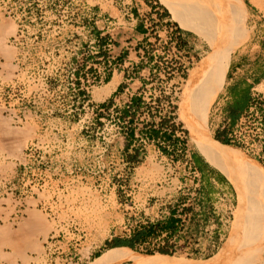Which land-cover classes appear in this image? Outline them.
Listing matches in <instances>:
<instances>
[{"label": "rangeland", "instance_id": "1", "mask_svg": "<svg viewBox=\"0 0 264 264\" xmlns=\"http://www.w3.org/2000/svg\"><path fill=\"white\" fill-rule=\"evenodd\" d=\"M231 2L239 21L226 38L228 68L255 25L264 37V0ZM151 15L183 28L159 0H0V264H91L115 239L131 240L151 227L132 249L142 256L207 260L227 243L239 213L236 187L213 164L224 181L204 183L194 161L207 159L183 115L187 82L212 66L215 51L192 30L200 55L183 60L176 84L167 70L175 55L161 62L165 72L151 74L143 60L139 70H128L118 55L166 52L161 29L152 31V44L133 42L135 27ZM1 25L16 26V33L7 35ZM114 65L115 91L106 82ZM227 72L207 130L264 172V81L229 143L212 125ZM200 194L212 202L210 219L190 232ZM32 212L43 232L30 225ZM171 221L173 231L165 229Z\"/></svg>", "mask_w": 264, "mask_h": 264}, {"label": "bare ground", "instance_id": "2", "mask_svg": "<svg viewBox=\"0 0 264 264\" xmlns=\"http://www.w3.org/2000/svg\"><path fill=\"white\" fill-rule=\"evenodd\" d=\"M159 1L183 28L202 33L214 48L212 66L196 73L187 82L183 92V115L202 155L234 182L239 196V213L235 226L233 225L235 228L225 246L206 261L188 262L166 255L142 256L128 247H118L106 251L91 264H264V187L261 182L264 172L259 165L234 148L213 139L207 130L209 106L214 101L218 84L222 83L227 72L230 59L225 51V47L229 45L226 44V38H231L232 25L238 20V15L231 7V0ZM6 26L8 29L3 26L2 30H6L7 35L16 33V26ZM117 84L118 81H113L109 84V89L112 90ZM30 225L37 227L40 232L46 230L40 217L34 213Z\"/></svg>", "mask_w": 264, "mask_h": 264}, {"label": "crops", "instance_id": "3", "mask_svg": "<svg viewBox=\"0 0 264 264\" xmlns=\"http://www.w3.org/2000/svg\"><path fill=\"white\" fill-rule=\"evenodd\" d=\"M153 11L155 12L156 9ZM153 17L154 16L151 15L150 21H146L143 25L135 27L133 42L142 45L147 43L152 44V31H154V29H161L158 43L160 46H164L166 50L164 55H128L126 59L118 55L116 57L118 59L117 61H126L128 70L135 71L140 69L139 61L143 60L145 63L148 62V71L152 74L156 73L157 70L163 71V64L161 62L172 60V55H175L174 64H172L173 67L167 70L170 72V74H168V76L171 77L170 84H176L178 80L177 74L181 69L184 62L183 60L190 61L193 60L195 55H200L198 37L194 31L177 27L167 18L155 20L152 19ZM140 40H143V42ZM176 55H186V57L181 59L177 58ZM113 60H115L114 57ZM108 63L112 64L109 59ZM157 63L159 64L157 65ZM165 63L168 65L167 62ZM116 65L109 70L111 78L107 84L112 83L115 75L120 73V69H118ZM133 75L134 78L131 80L136 84L138 80L135 79L136 74ZM263 81L264 37L260 36L255 25L253 33L249 38L232 53L224 87L218 94L216 102L213 104L212 125L219 135H224L226 133L225 130L230 131L237 126L239 120L250 109L251 97L254 90L256 87L260 86ZM119 85L120 83L117 87ZM174 89L177 88L174 87ZM136 100V97L132 98V101ZM194 162L200 169L205 184L207 182L217 183L219 181H224L222 172L218 171V169L208 163L207 160L196 158ZM208 200L207 195H199L196 203L198 210L197 212H191L190 220H193V225L190 226V232L196 227V225H194L195 222H199V226L207 225L211 215L210 204L212 203L211 200Z\"/></svg>", "mask_w": 264, "mask_h": 264}, {"label": "trees", "instance_id": "4", "mask_svg": "<svg viewBox=\"0 0 264 264\" xmlns=\"http://www.w3.org/2000/svg\"><path fill=\"white\" fill-rule=\"evenodd\" d=\"M77 75H79V72H77ZM111 78V75L109 74L106 78V82H109ZM85 94V93H84ZM111 103L104 104V107H109ZM129 111H125V114H128ZM155 134L157 135L158 132L156 131ZM132 136H134V132H132ZM224 143H229V140H224ZM175 223L171 221L165 229H169L173 231ZM153 231H155V227H151L150 229H145L144 231L138 233L133 239L131 240H123V239H115L114 242L110 245L111 248H117V247H128L131 249H136L138 245L143 244L145 239L149 234H151ZM163 254H168L169 251L165 248L159 250Z\"/></svg>", "mask_w": 264, "mask_h": 264}, {"label": "water", "instance_id": "5", "mask_svg": "<svg viewBox=\"0 0 264 264\" xmlns=\"http://www.w3.org/2000/svg\"><path fill=\"white\" fill-rule=\"evenodd\" d=\"M166 256H168V255H166ZM168 257H173V256H168ZM177 258V257H176ZM179 259H184V258H179ZM185 261H188V262H202V261H206V260H194V259H184ZM208 260V259H207Z\"/></svg>", "mask_w": 264, "mask_h": 264}, {"label": "built area", "instance_id": "6", "mask_svg": "<svg viewBox=\"0 0 264 264\" xmlns=\"http://www.w3.org/2000/svg\"><path fill=\"white\" fill-rule=\"evenodd\" d=\"M225 131H226V133L224 134V138H223V139H225V140H230L231 137H232L230 131H227V130H225Z\"/></svg>", "mask_w": 264, "mask_h": 264}]
</instances>
